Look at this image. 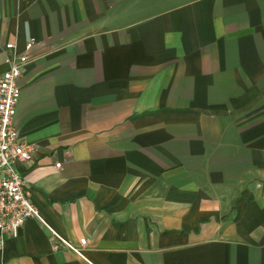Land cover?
Returning <instances> with one entry per match:
<instances>
[{
	"label": "crops",
	"instance_id": "1",
	"mask_svg": "<svg viewBox=\"0 0 264 264\" xmlns=\"http://www.w3.org/2000/svg\"><path fill=\"white\" fill-rule=\"evenodd\" d=\"M28 37L0 264H264V0H0V76Z\"/></svg>",
	"mask_w": 264,
	"mask_h": 264
},
{
	"label": "built area",
	"instance_id": "2",
	"mask_svg": "<svg viewBox=\"0 0 264 264\" xmlns=\"http://www.w3.org/2000/svg\"><path fill=\"white\" fill-rule=\"evenodd\" d=\"M35 40L28 37L23 52L6 60L8 69L0 76V236L15 238L26 220L39 218V211L31 202V192L16 170L18 163L30 159L32 146L19 139L15 127L16 106L20 96L19 79L31 60ZM6 50H14L6 44ZM59 168V164H55ZM80 245L85 239L79 240Z\"/></svg>",
	"mask_w": 264,
	"mask_h": 264
}]
</instances>
